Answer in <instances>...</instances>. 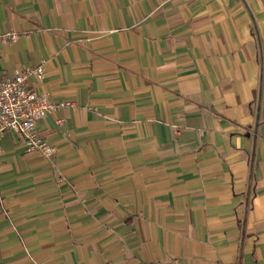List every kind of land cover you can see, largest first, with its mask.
I'll return each mask as SVG.
<instances>
[{
  "label": "crops",
  "instance_id": "1",
  "mask_svg": "<svg viewBox=\"0 0 264 264\" xmlns=\"http://www.w3.org/2000/svg\"><path fill=\"white\" fill-rule=\"evenodd\" d=\"M0 31L53 104L50 157L0 135V264H264V0H0Z\"/></svg>",
  "mask_w": 264,
  "mask_h": 264
},
{
  "label": "built area",
  "instance_id": "2",
  "mask_svg": "<svg viewBox=\"0 0 264 264\" xmlns=\"http://www.w3.org/2000/svg\"><path fill=\"white\" fill-rule=\"evenodd\" d=\"M15 37L13 31H0V42H10ZM42 76V65L20 69L11 77L0 74V135L13 131L27 150L48 158L53 147L42 138L38 123L53 109V104L46 94L28 84L31 77L39 81Z\"/></svg>",
  "mask_w": 264,
  "mask_h": 264
}]
</instances>
